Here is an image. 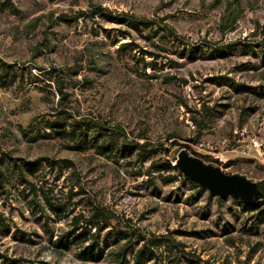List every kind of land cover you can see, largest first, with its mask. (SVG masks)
I'll list each match as a JSON object with an SVG mask.
<instances>
[{"label": "rangeland", "instance_id": "374dc122", "mask_svg": "<svg viewBox=\"0 0 264 264\" xmlns=\"http://www.w3.org/2000/svg\"><path fill=\"white\" fill-rule=\"evenodd\" d=\"M4 67L0 251L17 264H112L124 236L156 243L146 264H264V212L162 169L181 149L208 164L215 151L226 162L212 165L264 180V0H0ZM83 119L167 156L121 151L115 132L105 150L95 127L69 131ZM100 211L102 253L59 242L73 215Z\"/></svg>", "mask_w": 264, "mask_h": 264}, {"label": "trees", "instance_id": "16d2710c", "mask_svg": "<svg viewBox=\"0 0 264 264\" xmlns=\"http://www.w3.org/2000/svg\"><path fill=\"white\" fill-rule=\"evenodd\" d=\"M92 15H108L109 17L115 18H123L129 22L131 27L134 29L138 30L139 29V24L142 23L141 20H137L136 17L130 16V15H124V14H118V16H113L109 11H107L105 8L102 6H94L92 8ZM8 73V69L6 67L2 68L1 76L0 79L6 76ZM61 86H59V91L61 92ZM245 88H249L246 87ZM254 90V89H253ZM57 124L58 128H62L64 131V125H63V120H58L55 121ZM81 125L84 127L88 128L90 125L92 127H95L96 134L102 135V145L105 148V150H111L112 148V142H111V137H104L108 133V135L112 133H118L124 144H122L119 148V150L124 151L125 149H132L135 147L138 150V155L140 159H144L146 157L145 152H150L153 149H158L161 151L162 154L167 156V150L164 148V146H155V145H150L149 143L145 142L143 144L139 143H134L131 141H128L126 139V134L125 132L115 126L111 125H105L99 121H90L89 119H83L81 121H75L72 124L70 132L74 133L75 129L77 128L79 131L81 129ZM90 126V127H91ZM76 127V128H74ZM107 132V133H105ZM83 133V132H79ZM64 163H67V161H62ZM67 166L68 164H64ZM0 167H2V164H0ZM162 169L166 170H174L178 177H182L183 179L188 180L186 177L183 176V174L177 170L175 166L167 165L163 166ZM2 168H0V175L2 174ZM20 173H22L21 170H19ZM189 183L195 184L194 182L188 180ZM258 189L262 193V197L264 198V180L257 182ZM198 186V185H197ZM35 188L32 186V191H34ZM71 192V191H70ZM241 201V200H240ZM45 204L43 205L44 207H47V203L49 205V209H52L55 214H57V211H62L63 205L60 203L52 204L50 203L49 200H45ZM243 206L245 208L248 207L250 211H256V218L259 221H262V213L264 212V208H260L261 205H254V204H247L243 201H241ZM107 217L110 218L109 215L105 216L103 211L96 212L94 214H91L90 216H86L82 213H79L77 215H73L72 218L70 219V227L68 230L65 231L64 234L60 235L58 238L60 243L65 242V244H71V243H77L78 245H82L80 248L85 252V253H90V254H99L103 252L104 246H107L108 241L107 237H102L101 239L99 238L100 233L104 228L107 227ZM10 228L9 223L6 221V218L0 215V235L2 232L6 231L7 229ZM92 228H94V231H92ZM115 233V232H114ZM120 234V231H117L115 236H118ZM114 236V237H115ZM126 238V241L124 244L121 245L120 249L114 252L113 256V263L112 264H146V262L153 258L155 255V251L153 249V246L156 244L155 242L152 241V239H147V241H144L143 244H141L137 248H133V244L135 243V239H132V236H124ZM138 238H144L141 235H138ZM90 242L86 245H84V242L86 240H89ZM138 240V239H137ZM130 252V253H129ZM127 254H131V258L127 257ZM17 258L14 256H10L5 252L0 251V264H17ZM150 264H156L155 261H152Z\"/></svg>", "mask_w": 264, "mask_h": 264}, {"label": "water", "instance_id": "95a60500", "mask_svg": "<svg viewBox=\"0 0 264 264\" xmlns=\"http://www.w3.org/2000/svg\"><path fill=\"white\" fill-rule=\"evenodd\" d=\"M184 177L209 191L211 196H233L247 204H259L262 196L255 181L240 174H231L219 166L205 163L184 149L177 153L173 164Z\"/></svg>", "mask_w": 264, "mask_h": 264}, {"label": "built area", "instance_id": "2783aa9c", "mask_svg": "<svg viewBox=\"0 0 264 264\" xmlns=\"http://www.w3.org/2000/svg\"><path fill=\"white\" fill-rule=\"evenodd\" d=\"M250 141H251L250 143H251L253 146H255V147H260V144H259V142H258L257 139H251ZM211 157H212V158H211V162H210V163H212V164H214V165H215V164H220V165H222L223 163L226 162V158L224 157V155H223L222 152H215V151H213ZM219 167H220V166H219Z\"/></svg>", "mask_w": 264, "mask_h": 264}]
</instances>
